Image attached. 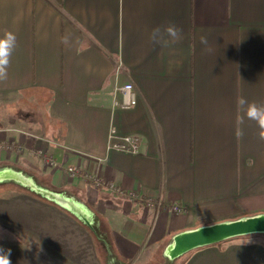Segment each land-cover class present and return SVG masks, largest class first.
<instances>
[{
    "label": "crops",
    "instance_id": "crops-1",
    "mask_svg": "<svg viewBox=\"0 0 264 264\" xmlns=\"http://www.w3.org/2000/svg\"><path fill=\"white\" fill-rule=\"evenodd\" d=\"M6 32L16 39L0 81V172L86 216L0 181L11 264H174L181 235L264 214V140L237 103L264 107V0H0ZM128 82L137 104L124 109ZM125 136L137 153L112 147ZM187 252L181 264H264L258 234Z\"/></svg>",
    "mask_w": 264,
    "mask_h": 264
},
{
    "label": "water",
    "instance_id": "water-1",
    "mask_svg": "<svg viewBox=\"0 0 264 264\" xmlns=\"http://www.w3.org/2000/svg\"><path fill=\"white\" fill-rule=\"evenodd\" d=\"M7 180L28 186L43 197L70 208L73 212L80 214L86 219L84 212L62 193L39 187L31 177L21 172L12 170L0 172V181ZM251 233H264V214L235 221L216 223L183 234L176 239L172 254L177 256L200 246Z\"/></svg>",
    "mask_w": 264,
    "mask_h": 264
},
{
    "label": "clouds",
    "instance_id": "clouds-1",
    "mask_svg": "<svg viewBox=\"0 0 264 264\" xmlns=\"http://www.w3.org/2000/svg\"><path fill=\"white\" fill-rule=\"evenodd\" d=\"M166 31L176 38V40L181 38V30L175 25H169ZM15 35L11 32L5 33V38L0 39V81H5L8 78V66L10 63V56L12 49L15 46ZM200 42L208 49V40L205 36L200 37ZM238 107L247 103L246 111L244 115L248 120L254 121L258 128L260 129L259 138L264 140V107H258L256 103H249L243 97L238 98ZM243 124V118L238 119L237 125ZM237 135H242V131L237 128ZM11 249L0 248V264H11L10 260Z\"/></svg>",
    "mask_w": 264,
    "mask_h": 264
},
{
    "label": "built area",
    "instance_id": "built-area-1",
    "mask_svg": "<svg viewBox=\"0 0 264 264\" xmlns=\"http://www.w3.org/2000/svg\"><path fill=\"white\" fill-rule=\"evenodd\" d=\"M117 90L121 94L122 99L120 101L116 99V105L118 104L122 108L128 109L134 107L137 104V95L133 83H125L124 85L120 86ZM115 134L116 129L113 127L111 129V136L113 137L115 136ZM112 147L123 152L135 154L138 152L139 144L135 136H125L121 139L120 142L113 144ZM44 162L49 166H57V162L52 157H49L47 155H44ZM68 171L71 173V175H75L77 174L78 169L75 167H69ZM95 181L97 185L104 184L99 178H95ZM107 185L115 190L114 185L112 183ZM129 196L132 198H138V195L136 193H130ZM173 210L175 212H180L182 209L179 205H175L173 206Z\"/></svg>",
    "mask_w": 264,
    "mask_h": 264
},
{
    "label": "trees",
    "instance_id": "trees-1",
    "mask_svg": "<svg viewBox=\"0 0 264 264\" xmlns=\"http://www.w3.org/2000/svg\"><path fill=\"white\" fill-rule=\"evenodd\" d=\"M25 188L28 189V190H30L32 193H34V194H36V195H38V196H40V197H42V198H45V197H43L40 193L35 192L34 190L30 189L29 187H25ZM45 199H46V198H45ZM52 202L56 203V202L53 201V200H52ZM72 213H73V212H72ZM74 215H76V214H74ZM247 235H252V234H247ZM247 235H242V236H247ZM242 236H237V237L228 238V239H225V240L219 241V242H217V243H213V245H218V246H220L221 248H223V247H225L226 245L230 244L231 242L236 241L237 239H239V238L242 237ZM187 253H188V252H187ZM187 253H186V258H185V259L189 258L190 253H189L188 255H187Z\"/></svg>",
    "mask_w": 264,
    "mask_h": 264
},
{
    "label": "rangeland",
    "instance_id": "rangeland-1",
    "mask_svg": "<svg viewBox=\"0 0 264 264\" xmlns=\"http://www.w3.org/2000/svg\"><path fill=\"white\" fill-rule=\"evenodd\" d=\"M256 216H258V215H256ZM252 217H254V216H252ZM251 234H252V235H256V234H258V236L261 237L262 240H264V233H251ZM148 249H149V248H147V250H148ZM147 250L144 251V256H143V258L145 257V254H147V256L149 255V253H148ZM183 254H184V253H183ZM183 254H181V256L179 255V256L177 257L178 261H177V259H176L177 262L174 261V264H181V263L183 262V258L185 257ZM156 255H157V252L155 253V256H156ZM157 256L160 257L159 254H158ZM161 258H162V260H160V261H161L160 264H172L170 260L164 258L163 256H161ZM156 260H158V259H156ZM157 263H158V262H157Z\"/></svg>",
    "mask_w": 264,
    "mask_h": 264
},
{
    "label": "bare ground",
    "instance_id": "bare-ground-1",
    "mask_svg": "<svg viewBox=\"0 0 264 264\" xmlns=\"http://www.w3.org/2000/svg\"><path fill=\"white\" fill-rule=\"evenodd\" d=\"M5 175H9V174H5ZM13 175V174H12ZM18 177H20V176H18ZM86 217V216H85ZM181 256V255H180Z\"/></svg>",
    "mask_w": 264,
    "mask_h": 264
}]
</instances>
